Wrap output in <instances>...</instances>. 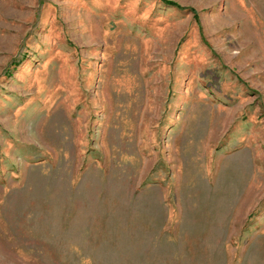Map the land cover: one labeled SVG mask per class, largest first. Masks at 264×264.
I'll return each mask as SVG.
<instances>
[{
  "label": "rangeland",
  "instance_id": "374dc122",
  "mask_svg": "<svg viewBox=\"0 0 264 264\" xmlns=\"http://www.w3.org/2000/svg\"><path fill=\"white\" fill-rule=\"evenodd\" d=\"M0 264H264V0H0Z\"/></svg>",
  "mask_w": 264,
  "mask_h": 264
},
{
  "label": "trees",
  "instance_id": "16d2710c",
  "mask_svg": "<svg viewBox=\"0 0 264 264\" xmlns=\"http://www.w3.org/2000/svg\"><path fill=\"white\" fill-rule=\"evenodd\" d=\"M169 4H171V3H169Z\"/></svg>",
  "mask_w": 264,
  "mask_h": 264
}]
</instances>
